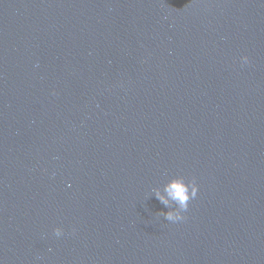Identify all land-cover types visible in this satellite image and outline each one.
<instances>
[{
  "label": "water",
  "instance_id": "95a60500",
  "mask_svg": "<svg viewBox=\"0 0 264 264\" xmlns=\"http://www.w3.org/2000/svg\"><path fill=\"white\" fill-rule=\"evenodd\" d=\"M0 264H264V0H0Z\"/></svg>",
  "mask_w": 264,
  "mask_h": 264
},
{
  "label": "clouds",
  "instance_id": "9594fccd",
  "mask_svg": "<svg viewBox=\"0 0 264 264\" xmlns=\"http://www.w3.org/2000/svg\"><path fill=\"white\" fill-rule=\"evenodd\" d=\"M248 59L247 56H244L241 58V62L247 63ZM164 191L166 195L157 193L161 201L165 204L174 201L176 204V208L170 209L165 213V216L169 221H179L184 218L183 214L189 207V201L197 195L199 185L195 180L189 182L183 176H176L169 181ZM54 231L57 237L63 235L62 227H57Z\"/></svg>",
  "mask_w": 264,
  "mask_h": 264
}]
</instances>
